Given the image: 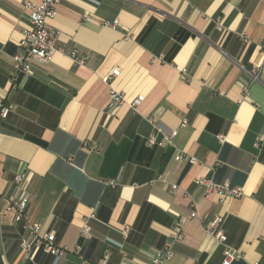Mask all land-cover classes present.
<instances>
[{"label":"crops","instance_id":"0c3cea01","mask_svg":"<svg viewBox=\"0 0 264 264\" xmlns=\"http://www.w3.org/2000/svg\"><path fill=\"white\" fill-rule=\"evenodd\" d=\"M24 1L0 0V96L14 104L0 121V264H153L180 218L163 264H221L227 247L242 253L230 264H264V71L248 72L263 60L264 0H61L48 22L62 50L11 87ZM151 119L177 130L171 143H147ZM23 171L27 219L68 248L61 259L20 246L8 206ZM202 178L243 194L205 195ZM215 215L225 244L205 231Z\"/></svg>","mask_w":264,"mask_h":264},{"label":"built area","instance_id":"2783aa9c","mask_svg":"<svg viewBox=\"0 0 264 264\" xmlns=\"http://www.w3.org/2000/svg\"><path fill=\"white\" fill-rule=\"evenodd\" d=\"M61 0H41L38 3L32 2L30 0L24 1V6L28 10L30 28L23 34L22 38L18 42V51L14 54L13 65L14 73L10 78L11 87L17 86V81L19 76H29L31 74V69L34 64H43L50 59L51 54L55 50H62L57 46V40L59 37V30L49 24L48 20L53 18L56 14V8L60 4ZM120 22L117 19L113 20H102L104 26H109L115 28ZM220 24L218 29H220ZM71 57L73 61L79 64H83L84 59L78 57L74 52H72ZM264 71V49H263V60L259 66L252 67L248 69V72L252 79L258 78V71ZM120 73L119 68H113L109 75L103 78L107 81L111 77L118 76ZM246 92V87L243 86ZM111 102L121 103L123 101V96L118 91L110 90ZM143 100L142 95L136 96L130 103L131 107L137 106ZM14 104L10 100L0 96V121L7 117L9 112L13 109ZM153 127L155 128V133H162L163 139L157 140L156 134L151 133L147 138V143L152 145H165L171 143L172 138L175 136L177 130H166L161 124L149 120ZM264 143V139L256 142V146ZM86 143H84L85 145ZM182 154L176 155V159L182 158ZM188 161L195 163L196 159L194 156L188 158ZM25 172H19L14 176V183L17 187V194L11 199L8 209H14V219L15 221H23L24 228L27 235L20 240V246L26 257L32 258L38 251L43 253L51 254L52 256L61 259L68 252L66 246H58L55 243V234L51 231L45 230L42 225L38 222H30L27 219V206L29 202V196L26 192L23 184L25 180ZM196 184L202 185L204 187L205 195L215 193L219 195L220 200L225 197H241L243 194L242 188L240 186H233L228 183H218L212 178H202L197 180ZM176 185H173L175 188ZM196 214L193 209L188 217H194ZM185 218H180L174 225L173 233L170 240L164 243V248L160 251L157 256L153 259V264H163L164 260L170 258L173 255L172 242L174 240H180L182 238V222ZM223 217L221 215H215L210 218L205 225V231L207 234L213 236V238L219 244H225L226 234L222 230ZM90 226L87 221H84L81 228V235L88 234L90 232ZM130 230L129 225L125 224L122 230L124 237H127ZM76 250L80 249V246H76ZM241 251L227 247L224 249V257L221 264H230L232 261L241 258Z\"/></svg>","mask_w":264,"mask_h":264}]
</instances>
